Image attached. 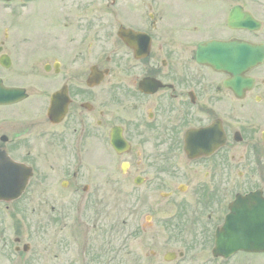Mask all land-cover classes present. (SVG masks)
<instances>
[{
  "label": "flooded vegetation",
  "instance_id": "af4514ba",
  "mask_svg": "<svg viewBox=\"0 0 264 264\" xmlns=\"http://www.w3.org/2000/svg\"><path fill=\"white\" fill-rule=\"evenodd\" d=\"M15 1L32 17L0 22L1 84L27 94L0 102V264H95L83 231L98 224L84 209L118 189L152 209L174 203L170 221L188 204L190 222L205 213L214 233L235 204L259 230L247 240L264 245V60L245 89L197 59L202 41L250 40L228 24L244 2L111 0L102 16L100 0ZM103 148L114 161L102 173ZM35 215L46 223H27ZM241 252L238 264H264V251Z\"/></svg>",
  "mask_w": 264,
  "mask_h": 264
},
{
  "label": "rangeland",
  "instance_id": "374dc122",
  "mask_svg": "<svg viewBox=\"0 0 264 264\" xmlns=\"http://www.w3.org/2000/svg\"><path fill=\"white\" fill-rule=\"evenodd\" d=\"M6 1L8 0H0V22L10 21L14 15L19 16L22 21L23 17H32L31 8L18 9L14 7L17 6L15 0L10 3ZM48 1L53 4L60 0ZM120 1L119 6L122 5L124 9L125 5L131 2V0ZM237 1L244 2L246 7L256 15L264 16V0H229L230 3ZM33 3L37 5L38 1L31 2L28 6L32 7ZM100 4L102 16L113 15L110 10L113 6L111 0H100ZM125 15L122 12L119 13L123 21H125L123 19ZM204 20V18L194 19L199 24ZM2 30L0 27V31ZM263 32L264 26L259 31V35L243 31L247 38L263 37ZM113 157L114 154L110 150L102 149L98 156L102 173L113 170L111 167ZM116 164L118 167L112 174L118 178L121 177L120 164L119 162ZM134 197L136 196L133 195L131 199H127L118 189L115 195L96 200L95 207H85L84 210L87 211H84V223L98 224L97 228L88 225L83 231L85 255H96L95 264H238L240 258L247 256L241 251L228 260H225L223 256H215L213 254L215 233L206 227L208 222L206 214L204 213L205 219L203 217L202 222L199 221L202 219H199L191 223L189 216L192 212L187 207L188 204H185V214L178 215L176 219L170 221L169 213L174 203H171L169 207L152 209V202L139 201ZM184 203L187 202L184 201ZM149 215L152 217L149 219L150 226L148 225L149 229L144 230L141 226L143 222L146 223ZM72 217L69 216L65 221L71 223ZM45 220V216H28L27 223L45 224ZM171 251L177 254L179 251L185 253L183 257H177L172 261L165 260L164 257Z\"/></svg>",
  "mask_w": 264,
  "mask_h": 264
},
{
  "label": "water",
  "instance_id": "95a60500",
  "mask_svg": "<svg viewBox=\"0 0 264 264\" xmlns=\"http://www.w3.org/2000/svg\"><path fill=\"white\" fill-rule=\"evenodd\" d=\"M229 25L234 27H243L247 29H258L260 26V22L256 20L250 13L243 12L242 8L240 6L234 7L232 10L230 16H229ZM128 32L130 31L122 28L119 32L121 36H123L125 39H127ZM126 33V34H125ZM209 51L211 54H213L216 58L223 57V55H230L234 58L236 57V54L239 52V60L243 61L244 70L247 71L252 66L258 64L262 57L264 56V47L259 44H254L249 41H240L238 44H216V42H203L200 43L199 49H198V57L199 59H203L206 56V52ZM235 66L228 67V70L235 74V70H232ZM239 79V78H238ZM244 82L246 86H251L253 84L254 79L252 77L245 76ZM15 92V98L22 97L23 92L22 90L15 89L13 90ZM1 94H5L1 88L0 85V102L6 101L7 99L3 98ZM238 231L235 229H232L231 227L228 228L225 226L223 229L219 230L217 233V242L216 247L214 249L215 255H224L228 256L231 253L239 250L240 248H243L245 250L253 251V250H264V247L262 248H255V247H247V246H241L238 244ZM171 257H168V259H171L174 257V254H170Z\"/></svg>",
  "mask_w": 264,
  "mask_h": 264
},
{
  "label": "bare ground",
  "instance_id": "6f19581e",
  "mask_svg": "<svg viewBox=\"0 0 264 264\" xmlns=\"http://www.w3.org/2000/svg\"><path fill=\"white\" fill-rule=\"evenodd\" d=\"M126 34V33H125ZM256 216H258L259 215V213L257 212L256 214H255ZM260 215H261V213H260ZM254 216V215H253ZM256 216H254V217H256ZM253 223H256V222H253Z\"/></svg>",
  "mask_w": 264,
  "mask_h": 264
}]
</instances>
